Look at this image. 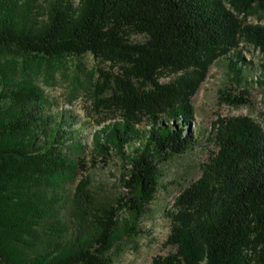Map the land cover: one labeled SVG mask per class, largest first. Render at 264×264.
Here are the masks:
<instances>
[{"label":"trees","instance_id":"obj_1","mask_svg":"<svg viewBox=\"0 0 264 264\" xmlns=\"http://www.w3.org/2000/svg\"><path fill=\"white\" fill-rule=\"evenodd\" d=\"M258 14L264 0H0V264H115L120 211L141 216L159 166L199 144L192 98L210 66L227 59L229 105L264 87V66L251 82L241 52L264 54V24L245 22ZM87 54L107 66L93 86L111 114L91 134V166L116 157L122 192L93 187L72 118L34 78ZM208 142L165 212L174 251L152 264H264V130L219 117Z\"/></svg>","mask_w":264,"mask_h":264},{"label":"rangeland","instance_id":"obj_2","mask_svg":"<svg viewBox=\"0 0 264 264\" xmlns=\"http://www.w3.org/2000/svg\"><path fill=\"white\" fill-rule=\"evenodd\" d=\"M245 22L264 24V14L249 16ZM241 52L244 60L249 62L247 76L253 82L262 70L261 66H264V54L245 43L241 45ZM99 67L107 69L106 65L87 54L82 58L66 59L47 70H35L34 78L45 92L50 110L64 114L69 120L72 118L74 133L86 146L87 175L90 176L93 187L122 192L119 184L120 161L116 157L110 158L107 165L99 163L95 167L91 166L94 154L91 149V134L101 127L98 124L100 119L111 116L99 108L96 99L93 84L98 76L96 68ZM228 74L227 59L221 57L210 66L192 98L195 116L190 130L198 138L197 147L159 166L158 190L141 216L135 217L127 209L120 211L116 236L122 252L115 264H152L154 257L165 256L174 251L173 248L164 246L169 233V220L165 212L178 191L199 176L200 165L206 157L207 149L211 147L208 137L212 122L219 117L247 116L264 130V87L251 85L249 104L238 107L229 105L219 98V92L223 89L238 94ZM131 226L142 233L133 237L128 233Z\"/></svg>","mask_w":264,"mask_h":264}]
</instances>
